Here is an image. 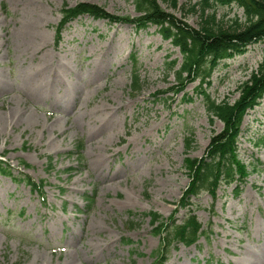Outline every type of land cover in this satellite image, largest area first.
<instances>
[{
  "label": "rangeland",
  "instance_id": "374dc122",
  "mask_svg": "<svg viewBox=\"0 0 264 264\" xmlns=\"http://www.w3.org/2000/svg\"><path fill=\"white\" fill-rule=\"evenodd\" d=\"M157 1L198 27L201 0ZM79 3L114 17L139 15L133 0H0V160L12 177L44 182L42 202L0 174V264H154L160 239L145 214L180 223L188 210L206 235L175 245L164 264H264V96L242 120L239 195L234 185L221 186L214 198L202 192L179 208L189 184L185 160L201 158L222 124L210 122L198 81L184 97L169 91L168 63L177 68L181 55L153 26L83 16L56 42L61 8ZM215 14L226 26L243 21L236 6ZM263 55L264 45L254 44L222 61L210 78L211 98L233 103Z\"/></svg>",
  "mask_w": 264,
  "mask_h": 264
},
{
  "label": "trees",
  "instance_id": "16d2710c",
  "mask_svg": "<svg viewBox=\"0 0 264 264\" xmlns=\"http://www.w3.org/2000/svg\"><path fill=\"white\" fill-rule=\"evenodd\" d=\"M164 1L170 7H175L176 0ZM133 3L139 14L136 18L114 17L104 9L89 3H79L74 7H67L64 4L60 10L61 18L55 27V40L56 42L60 40L66 25L83 16L107 20L114 24H127L136 30L155 27L162 40L169 41L181 55V63L177 68L176 62L168 63V69L173 72L175 78V85L169 91L177 95L182 93L188 84L198 81L197 92L210 122L217 120L222 124L221 131L213 133L210 137L201 158L185 160L189 184L180 197L178 207L181 209L191 207V199L197 198L202 192L214 198L216 190L221 186L234 185V195H239L245 172L239 159L238 139L242 120L247 111L256 107L264 96V55L256 69L250 72L248 79L238 87L239 96L233 103L227 99L221 101L212 99L207 89L213 71L222 61L243 55L251 45H264V1L201 0L196 5L199 25L195 29L163 10L157 0H133ZM230 6L242 10L243 21L230 20V25L226 26L222 19L216 20L215 8ZM130 57L134 63L135 59ZM138 72L139 70L133 66L131 90L135 93L140 90ZM202 86H205L203 90ZM184 96L183 92L182 97ZM184 101L191 103L188 98ZM189 145L187 139L186 147ZM51 161L48 160L49 167ZM20 166L28 167L24 162H20ZM0 174L23 183L30 191L36 192L43 202L44 182L35 183L29 177L22 180L12 177L10 167L1 160ZM85 199L92 202L89 197ZM188 211L189 214L180 223H176L173 216L164 220L153 212L145 214L150 219L154 235L160 239L159 248L153 256L154 264H164L165 256L175 245L190 247L196 244L200 237L206 235L192 210Z\"/></svg>",
  "mask_w": 264,
  "mask_h": 264
},
{
  "label": "bare ground",
  "instance_id": "6f19581e",
  "mask_svg": "<svg viewBox=\"0 0 264 264\" xmlns=\"http://www.w3.org/2000/svg\"><path fill=\"white\" fill-rule=\"evenodd\" d=\"M52 75H53V74H52ZM54 78H55V76H53V79H54ZM44 87H45V89H50V88H51V86H50L49 84H48V85L45 84Z\"/></svg>",
  "mask_w": 264,
  "mask_h": 264
}]
</instances>
